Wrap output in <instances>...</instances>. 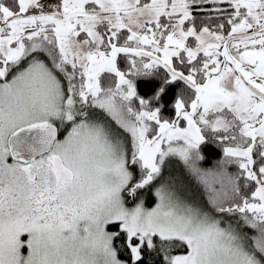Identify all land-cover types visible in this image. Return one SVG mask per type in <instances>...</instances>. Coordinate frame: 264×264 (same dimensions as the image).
Wrapping results in <instances>:
<instances>
[{
  "label": "snow or ice",
  "instance_id": "snow-or-ice-1",
  "mask_svg": "<svg viewBox=\"0 0 264 264\" xmlns=\"http://www.w3.org/2000/svg\"><path fill=\"white\" fill-rule=\"evenodd\" d=\"M0 264H264V0H0Z\"/></svg>",
  "mask_w": 264,
  "mask_h": 264
},
{
  "label": "rangeland",
  "instance_id": "rangeland-1",
  "mask_svg": "<svg viewBox=\"0 0 264 264\" xmlns=\"http://www.w3.org/2000/svg\"><path fill=\"white\" fill-rule=\"evenodd\" d=\"M230 166V165H229ZM228 171L235 173L237 170ZM134 171L138 174V168L134 169ZM169 177L177 178L180 182L181 194L186 198L196 201L197 203L204 205L205 199L202 193V190L196 186L195 181L188 177L186 170L182 162L177 157L168 158L165 162L163 168V177L162 179H167ZM145 197V204L147 207H152L154 205V197L150 194V192L142 193ZM129 206H132L131 203ZM227 219V217H225Z\"/></svg>",
  "mask_w": 264,
  "mask_h": 264
},
{
  "label": "trees",
  "instance_id": "trees-1",
  "mask_svg": "<svg viewBox=\"0 0 264 264\" xmlns=\"http://www.w3.org/2000/svg\"><path fill=\"white\" fill-rule=\"evenodd\" d=\"M203 154L205 159L200 162V165L204 168H213L224 158L222 148L216 145L206 148ZM229 169L237 170L235 165H230Z\"/></svg>",
  "mask_w": 264,
  "mask_h": 264
},
{
  "label": "flooded vegetation",
  "instance_id": "flooded-vegetation-1",
  "mask_svg": "<svg viewBox=\"0 0 264 264\" xmlns=\"http://www.w3.org/2000/svg\"><path fill=\"white\" fill-rule=\"evenodd\" d=\"M51 2L54 3V0H51ZM201 20L204 19L203 17L200 18ZM199 22V21H198ZM120 64H121V67H124V60H123V57H121L120 59Z\"/></svg>",
  "mask_w": 264,
  "mask_h": 264
}]
</instances>
